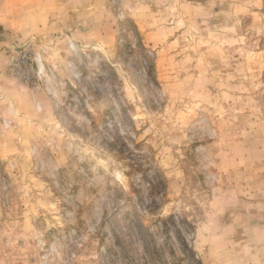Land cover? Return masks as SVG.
<instances>
[{"label":"rangeland","instance_id":"rangeland-1","mask_svg":"<svg viewBox=\"0 0 264 264\" xmlns=\"http://www.w3.org/2000/svg\"><path fill=\"white\" fill-rule=\"evenodd\" d=\"M0 264H264V0H0Z\"/></svg>","mask_w":264,"mask_h":264}]
</instances>
